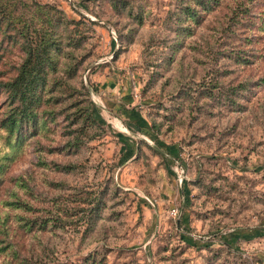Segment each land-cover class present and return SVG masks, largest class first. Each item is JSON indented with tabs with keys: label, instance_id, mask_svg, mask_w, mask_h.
<instances>
[{
	"label": "rangeland",
	"instance_id": "rangeland-1",
	"mask_svg": "<svg viewBox=\"0 0 264 264\" xmlns=\"http://www.w3.org/2000/svg\"><path fill=\"white\" fill-rule=\"evenodd\" d=\"M13 1L23 18L57 8L78 21L70 24L82 38L77 56L84 52L77 78L90 86L92 114L102 126L77 153H66L56 149L59 116L6 159L0 198L32 208L0 202L11 229L19 225L16 213L62 222L51 230L21 227L11 236L16 246L39 253L41 264H94L90 255L104 264H264V31L237 23L230 33L233 0L205 12L190 35L174 41L163 22L174 0H126L121 11L111 0ZM260 10L258 2L251 7L254 20ZM128 11H142V22ZM230 47L256 55L247 66L215 58ZM22 56L18 42L0 37V76L13 74ZM217 66L230 69L225 84L257 80L239 94L237 107L182 93ZM152 117L160 130L152 129ZM4 135L0 128V155L10 150ZM93 195L105 206L88 235L75 218Z\"/></svg>",
	"mask_w": 264,
	"mask_h": 264
},
{
	"label": "trees",
	"instance_id": "trees-1",
	"mask_svg": "<svg viewBox=\"0 0 264 264\" xmlns=\"http://www.w3.org/2000/svg\"><path fill=\"white\" fill-rule=\"evenodd\" d=\"M111 1L118 11L127 10L129 6L126 0ZM223 1L174 0V6L167 10L163 21L164 26L173 33L171 39L174 41L176 37L183 39L190 35L194 29L193 25L200 23L204 13L221 6ZM233 1H235V10L229 16V24L225 25L230 33L235 32L231 24L237 23H246L243 24L242 29L255 28L264 31V0ZM256 1L261 7L260 12L256 14L258 20L252 18L254 14L251 11V7L257 4ZM17 9L18 5L15 1L0 0V37L18 42L23 51L22 59L15 67L14 73L0 76V93L5 94L0 106V128L5 133V140L10 149L0 155V184L4 182V174L7 171L6 159L15 157L17 149L25 139L37 138L43 128L49 129V123H57L59 116L62 119L57 125H60L62 140L57 144L56 149L66 153H77L96 132L102 129L92 114L91 88L84 84L82 79L77 78L84 61V52L77 56V50L78 53L81 52L79 47L82 38L75 36L70 24H76L78 21L67 17L57 8L45 12L42 10L37 16L31 15L25 18L17 12ZM128 13L133 12L128 11ZM132 17L141 23L143 13L137 11ZM257 25H260L259 28ZM136 30L137 27L129 28L127 35L132 37ZM248 37L249 35L244 36L247 43H252ZM179 41L174 44L180 43ZM219 53L246 66L252 63L256 55L248 47L237 49L230 47L220 52L216 50V59ZM209 71L208 74L211 76L208 80L203 77L196 86L188 85L182 88V93L190 101L195 98L196 92L198 96L205 97L206 101L209 99L217 106L234 108L239 105V94L243 90L250 89L257 81L246 78L237 83L225 84L224 77H228L226 75L230 71L229 68L217 66ZM259 79L264 80L263 77ZM155 121L156 118L152 117V129L155 127L156 130H160L161 122ZM54 164L58 169L65 171H70L72 167L71 164L59 165L56 162ZM116 190V187H112V194ZM0 202L4 206H12L24 211L32 209L28 202L20 198L13 200L0 198ZM88 203L87 208H80L83 216L80 215L75 219L85 221V231L90 235L103 217L105 202L101 195H93ZM15 215L18 217L19 225L12 230L8 211L0 209V255L3 256L0 264H41L39 253L22 252L11 240V236L21 231V227L23 230L24 228L51 230L52 227H62L60 224L62 222L51 225L49 217L38 220L37 216L31 217L20 213ZM223 243L227 247L231 246L227 241ZM86 261L104 264L101 259L97 260L95 255H90Z\"/></svg>",
	"mask_w": 264,
	"mask_h": 264
}]
</instances>
